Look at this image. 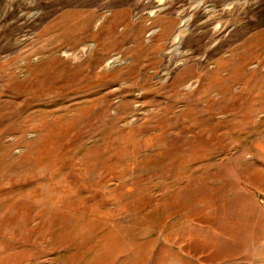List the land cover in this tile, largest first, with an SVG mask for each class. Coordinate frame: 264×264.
I'll list each match as a JSON object with an SVG mask.
<instances>
[{"label": "rangeland", "instance_id": "374dc122", "mask_svg": "<svg viewBox=\"0 0 264 264\" xmlns=\"http://www.w3.org/2000/svg\"><path fill=\"white\" fill-rule=\"evenodd\" d=\"M263 199L264 0H0L1 264H264Z\"/></svg>", "mask_w": 264, "mask_h": 264}, {"label": "bare ground", "instance_id": "6f19581e", "mask_svg": "<svg viewBox=\"0 0 264 264\" xmlns=\"http://www.w3.org/2000/svg\"><path fill=\"white\" fill-rule=\"evenodd\" d=\"M185 29V28H184ZM182 35H183V31L179 34H177V36L175 37L176 38V42H177V44L179 43V41L181 40V38H182ZM178 48V46L176 47V49ZM178 50V49H177Z\"/></svg>", "mask_w": 264, "mask_h": 264}, {"label": "built area", "instance_id": "2783aa9c", "mask_svg": "<svg viewBox=\"0 0 264 264\" xmlns=\"http://www.w3.org/2000/svg\"><path fill=\"white\" fill-rule=\"evenodd\" d=\"M263 203H264V199H263Z\"/></svg>", "mask_w": 264, "mask_h": 264}, {"label": "crops", "instance_id": "0c3cea01", "mask_svg": "<svg viewBox=\"0 0 264 264\" xmlns=\"http://www.w3.org/2000/svg\"><path fill=\"white\" fill-rule=\"evenodd\" d=\"M1 264V263H0Z\"/></svg>", "mask_w": 264, "mask_h": 264}]
</instances>
